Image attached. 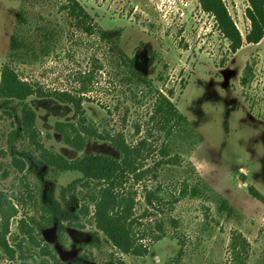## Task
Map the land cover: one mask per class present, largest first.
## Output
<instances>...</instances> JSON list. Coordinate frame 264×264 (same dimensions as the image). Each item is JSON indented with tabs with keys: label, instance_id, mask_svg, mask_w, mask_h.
I'll use <instances>...</instances> for the list:
<instances>
[{
	"label": "rangeland",
	"instance_id": "rangeland-1",
	"mask_svg": "<svg viewBox=\"0 0 264 264\" xmlns=\"http://www.w3.org/2000/svg\"><path fill=\"white\" fill-rule=\"evenodd\" d=\"M77 1L133 69L119 64L97 34L70 33L63 0H0V79L9 65L46 94L23 101L0 96V193L12 197L26 175L36 195L72 209L62 187L79 173L39 165L21 119L43 148L67 159L118 157L113 142L146 139L158 94L173 90L169 131L148 137L140 178L125 186L135 191L134 217L160 238L144 257L115 254L116 264H264V200L249 192L253 187L264 197V36L245 41L247 0H223L243 39L233 53L197 0ZM62 91L80 97L86 123L99 134L82 150L66 145L54 128L78 120L72 104L53 96ZM26 106L34 117L23 113ZM23 213L10 221V243ZM71 216L62 241L53 228L43 237L57 257L65 264H113L92 219ZM0 264L22 262L0 253Z\"/></svg>",
	"mask_w": 264,
	"mask_h": 264
},
{
	"label": "trees",
	"instance_id": "trees-1",
	"mask_svg": "<svg viewBox=\"0 0 264 264\" xmlns=\"http://www.w3.org/2000/svg\"><path fill=\"white\" fill-rule=\"evenodd\" d=\"M200 8L212 15L218 31L229 41V49L233 53L242 45V35L233 21L223 0H197ZM245 16L249 21V29L244 38L247 43H258L264 36V0H247ZM60 9L65 13L68 31H80L87 37L94 34L114 52L119 64L133 69L134 63L122 50L116 47L112 37L96 24L91 15L77 0H63ZM116 49V50H115ZM83 90H87L83 88ZM46 95L41 89L35 88L29 82L19 78L15 70L5 65L1 70L0 96L5 99L16 98L25 100L30 95ZM168 95L159 93L153 107L152 127L147 130V136L136 144L117 139L113 142L118 157L107 154H84L75 159H67L63 155L42 147L37 140L35 130H31L24 120H20L21 129L28 133L35 145L38 155L35 157L39 165L52 169L55 173L78 172L79 176L62 187L64 195L69 199L72 209L63 208L56 198L43 199L36 195L27 176L22 175L18 181V189L12 197L0 193V253L8 260L19 259L22 264H65L60 260L55 248L44 241L49 229L53 228L58 241L64 238L67 225H72L70 214L74 219L78 215L89 216L97 232L101 233L105 243L112 248L110 261L116 264L115 254H130L141 258L148 254L151 245L160 238L148 232L143 223L134 217L135 191L126 190L128 181H138L142 161L149 151L148 137L160 133L167 134L169 125L175 114V106ZM53 96L60 102L70 103L78 117L76 123L60 122L54 124L66 145L76 150H82L87 138L99 136L98 132L86 123L80 97H74L66 92H54ZM27 107V106H26ZM34 117L29 107L24 108ZM23 137V134H19ZM21 166V165H20ZM22 170V166L20 167ZM79 184L87 185V189L77 190ZM250 194L264 200L262 194L249 187ZM66 196H63L64 198ZM30 210V212H28ZM23 218L18 222V229L9 241L11 235L10 221L19 213ZM75 225L80 226L79 222ZM169 260L165 264H173ZM120 264H125L120 260Z\"/></svg>",
	"mask_w": 264,
	"mask_h": 264
}]
</instances>
